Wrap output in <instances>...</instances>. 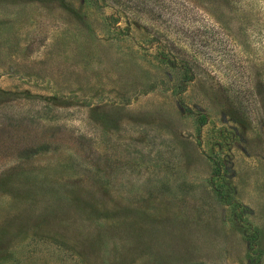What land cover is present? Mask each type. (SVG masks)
I'll return each mask as SVG.
<instances>
[{"label":"rangeland","instance_id":"1","mask_svg":"<svg viewBox=\"0 0 264 264\" xmlns=\"http://www.w3.org/2000/svg\"><path fill=\"white\" fill-rule=\"evenodd\" d=\"M0 264H264V0H0Z\"/></svg>","mask_w":264,"mask_h":264}]
</instances>
